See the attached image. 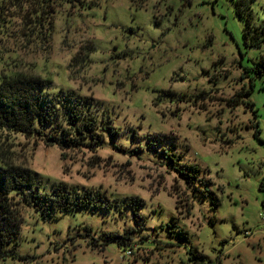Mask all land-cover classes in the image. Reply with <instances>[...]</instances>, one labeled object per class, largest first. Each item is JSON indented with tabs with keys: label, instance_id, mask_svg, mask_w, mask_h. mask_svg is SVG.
<instances>
[{
	"label": "rangeland",
	"instance_id": "rangeland-1",
	"mask_svg": "<svg viewBox=\"0 0 264 264\" xmlns=\"http://www.w3.org/2000/svg\"><path fill=\"white\" fill-rule=\"evenodd\" d=\"M56 1L51 38L8 40L6 69L102 102L112 128L73 151L7 137L42 190L95 196L23 204L0 264H264V0Z\"/></svg>",
	"mask_w": 264,
	"mask_h": 264
},
{
	"label": "trees",
	"instance_id": "trees-1",
	"mask_svg": "<svg viewBox=\"0 0 264 264\" xmlns=\"http://www.w3.org/2000/svg\"><path fill=\"white\" fill-rule=\"evenodd\" d=\"M56 2L0 0V61L5 62L0 69V261L15 254L23 204H33L46 213L68 212L90 206L95 196L91 190L65 182L54 183L50 191L42 190L34 171L17 164L7 151V137L21 134L62 151H73L89 146V140L95 142L98 135L100 140L103 134L99 131L112 128L106 117L99 119L102 102L75 90L57 88L51 79L39 74L6 69L8 40H14L15 47L22 49L51 38ZM16 20L19 26H15ZM261 32L264 34V26ZM98 200L101 207L102 197ZM129 235L125 232L123 237L113 236L123 251Z\"/></svg>",
	"mask_w": 264,
	"mask_h": 264
},
{
	"label": "built area",
	"instance_id": "built-area-1",
	"mask_svg": "<svg viewBox=\"0 0 264 264\" xmlns=\"http://www.w3.org/2000/svg\"><path fill=\"white\" fill-rule=\"evenodd\" d=\"M262 217L264 218V215H262ZM123 252H125L126 255H130L132 254V249H127V250H124Z\"/></svg>",
	"mask_w": 264,
	"mask_h": 264
}]
</instances>
